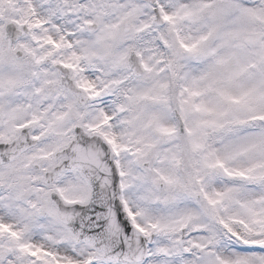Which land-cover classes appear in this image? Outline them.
<instances>
[{"label":"snow or ice","instance_id":"obj_1","mask_svg":"<svg viewBox=\"0 0 264 264\" xmlns=\"http://www.w3.org/2000/svg\"><path fill=\"white\" fill-rule=\"evenodd\" d=\"M0 264H264V0H0Z\"/></svg>","mask_w":264,"mask_h":264}]
</instances>
